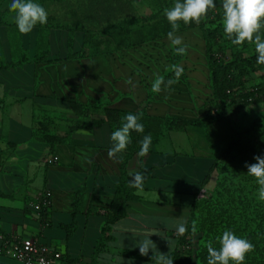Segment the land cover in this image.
I'll return each mask as SVG.
<instances>
[{"label":"crops","instance_id":"0c3cea01","mask_svg":"<svg viewBox=\"0 0 264 264\" xmlns=\"http://www.w3.org/2000/svg\"><path fill=\"white\" fill-rule=\"evenodd\" d=\"M125 1L132 9L150 3ZM10 3L5 0L1 10L9 9ZM13 17V12L8 13L6 24L0 25V64H14L0 68V247L32 237L61 253L54 264H152L133 254L139 253L136 241L153 232L149 238L156 250L148 253L172 252L180 236L175 233V222L189 220L196 193L212 165L214 147L231 135L227 121L211 122L209 107H205L212 89L200 28L176 31L182 41L179 46L185 50L175 63L152 58V51H159L161 44L173 45L167 35L154 40H160V45L144 46L142 39L133 41L120 28L101 35H118L117 42L107 44L93 35L84 55L68 57L82 50L83 30L36 25L21 34ZM128 42L136 43L131 47ZM37 56L46 61L36 62ZM174 66L183 68L179 81L153 92L156 78L165 82L175 78ZM70 102L99 103L125 116L145 106L150 116L205 124L171 130L152 140L145 157L136 152L128 159V175L145 172L148 177L143 189L134 192L138 198L127 202L126 215L111 225L112 239L97 253L95 245L105 218L101 209L113 198L126 151L109 158L112 131L107 123L90 125L89 118L66 143L50 145L34 139L36 122L41 119H48L51 131L59 133L66 131L68 121L79 119ZM145 135L149 134H140L139 145ZM52 156L57 160L46 163ZM46 191L51 193L50 202L43 205ZM42 206H49L43 223L39 218ZM72 223L67 235L65 227ZM0 264L23 263L2 252Z\"/></svg>","mask_w":264,"mask_h":264},{"label":"trees","instance_id":"16d2710c","mask_svg":"<svg viewBox=\"0 0 264 264\" xmlns=\"http://www.w3.org/2000/svg\"><path fill=\"white\" fill-rule=\"evenodd\" d=\"M4 1L0 0V25L6 24V15L11 13L9 9L1 10ZM48 1L68 3V0H34L42 6ZM80 2L86 9V21L107 22L105 29L120 28L127 36L129 27L142 25L157 18V14L131 16L127 19L120 18L130 9L125 0H80ZM214 3L216 7L209 9L199 24L195 23L188 27L198 26L205 43L204 55L212 89V97L205 103V107H209L211 122L227 121L231 129V135L214 147L212 165L203 179L191 206L188 230L184 235L178 237L176 249L167 255L173 258V264H207L206 243L212 241L213 246L219 248L216 237L221 236L225 230H231L236 236L247 239L254 245V250L245 255L244 264H264V201L258 198L259 185L256 178L247 173L246 166L239 172L240 176L237 173L236 175H229L223 169L226 163L233 162L236 154H239L237 159L241 161V164H245V162L248 164L255 163L254 156H264V116L254 120L250 127L242 130L232 129L229 121L231 113H236L241 108L260 102L263 99L264 86L263 84H253L254 80L251 73L257 69H264V65L256 63L257 53L255 52L254 43L248 41L241 45L231 43L223 31L222 0H214ZM51 19L52 15L49 14L45 24L37 23V25L64 28L70 31L75 29L84 31L82 50L79 54H69L68 57L84 55L85 46L92 40V33L87 29L78 27L77 24L73 26L52 24ZM259 34L264 38V28L261 29ZM158 36L155 34L153 36L154 40ZM126 39L128 38L126 37ZM133 43L128 42L126 45L132 47ZM69 45L71 46L70 41ZM175 57L174 62H178L182 54L178 53ZM34 60L36 62L46 61L43 56H37ZM13 65L0 64V68ZM152 94V92L149 93L145 105L149 103ZM70 107L79 119L68 121L65 132H52L50 121L41 119L36 122L37 127L33 131L34 139L47 142L50 145L66 143L75 129L85 125V118L90 119V125L107 123L112 132L121 127L124 122L122 119L125 116L123 111L104 107L99 103L81 104L70 102ZM136 114H140L139 122L143 124L144 130L140 133L135 131L130 133L131 142L125 149L126 155L121 162L120 178L115 185L113 198L107 207L101 209L105 218L95 245V253L99 252L105 246V243L112 239L111 225L126 215L127 202L138 198L134 193L137 188L129 187L128 182L132 177L126 171V164L133 154L139 152L140 134H149L153 142H156L171 130H184L187 126L205 127L201 120H187L174 116H150L146 113L145 106L138 109ZM213 172L217 174L215 184L212 190L208 192L206 185ZM143 173L145 180L148 174ZM202 189H205V195L198 197V193ZM48 210L49 206H42L39 211V218L42 223L46 219ZM93 210L94 208H90V212ZM75 213L74 203L72 214ZM192 221H196L197 232H201L196 248H194L191 232ZM72 228L73 223L65 227L67 235H69ZM133 255L152 264H157L158 254L148 253L142 256L140 253H134ZM230 264H232L231 261Z\"/></svg>","mask_w":264,"mask_h":264},{"label":"clouds","instance_id":"9594fccd","mask_svg":"<svg viewBox=\"0 0 264 264\" xmlns=\"http://www.w3.org/2000/svg\"><path fill=\"white\" fill-rule=\"evenodd\" d=\"M8 7L9 11L14 13V23L21 34L31 32L37 23L45 24L47 22L48 12L34 0H11ZM215 7L214 0H176L172 7L164 9V15L172 28V31L167 33V37L173 45L177 46L178 53H183L185 49L179 47L182 41L175 35L179 27L177 22L199 24L209 9ZM221 7L223 31L227 38L234 45H241L245 41L254 43L257 53L256 63L264 65V38L259 34L264 28V0H222ZM173 71L174 79L165 82L162 77L156 78L152 83V91L159 92L162 90V85L168 88L177 83L183 73V68L174 66ZM122 119L124 122L121 127L110 135L113 146L107 152L109 158H116L118 153L126 149L131 142L130 133L132 131L140 133L144 130L143 124L139 122L140 114L129 113ZM151 143V135H145L140 141L137 156L145 157ZM120 159L122 160V157ZM254 160L256 162L251 164L245 162V166L247 173L256 178L259 185L258 198L264 201V156H254ZM129 175L132 177L128 182L129 187L142 190L144 173L130 172ZM174 227L175 233L182 236L188 230V221L178 220ZM191 232L194 236L197 233L196 221L191 223ZM152 234L154 233L149 232L144 240L136 241L142 256L147 255L149 249L156 250L154 241L149 238ZM216 240L219 243V248L214 247L212 241H208L205 245L208 253L207 264H230V261L232 264H244L245 255L254 250V245L250 241L236 236L231 230H225L221 236L216 237ZM157 264H173V258L158 252Z\"/></svg>","mask_w":264,"mask_h":264},{"label":"rangeland","instance_id":"374dc122","mask_svg":"<svg viewBox=\"0 0 264 264\" xmlns=\"http://www.w3.org/2000/svg\"><path fill=\"white\" fill-rule=\"evenodd\" d=\"M150 3L143 4L139 6L137 9H132L129 6V11L120 18H129L131 16H148L157 14V18L152 21H147L143 23L142 25H137V28H131L128 31V35L134 39H142L141 43L145 44L144 46H152V45H160V40L154 41L153 36L155 34L157 35H167L169 31H172L171 25L167 21L165 15H164V9L170 8L174 5L176 0H148ZM68 3L62 4V3H56V2H45L44 8L48 12V15H52L51 23L52 24H61V25H70L73 26L77 24L78 27L82 29H87L92 35H98L100 41L104 39V42L109 44L110 42L114 41L117 42L118 35H110L108 37H102L101 35H106V33L110 29H105V26L107 22H99V21H86L87 19V13L84 5L80 2V0H68ZM179 27L178 30H182V28L188 27L190 25L195 24V22H190L188 24H185L183 21L177 22ZM113 29V28H112ZM111 29V30H112ZM177 30V31H178ZM113 32V31H112ZM116 32V31H114ZM158 39V38H157ZM160 39V38H159ZM154 41V42H152ZM102 41V43H104ZM162 46H159V51L154 50L152 58L155 61H170L171 63H175V55L178 54L176 51L177 46L172 45L168 46L167 44H161ZM146 49L147 51L153 50ZM181 47V46H179ZM157 48V47H156ZM253 77V84H263L264 86V69H257L255 71H252L251 73ZM264 116V97L260 102L251 104L249 106L241 108V110L237 111L236 113H231L229 116V121L231 124L232 129L242 130L245 128H248L252 125L254 120L260 119ZM239 157V154L235 155V159L233 162H228L224 165L223 169L229 174L233 175L236 173L238 176L241 174L239 173L243 168L245 167V164H241V161H239L237 158ZM216 172H213L209 182L206 185V189L208 192H210L215 184L216 179ZM236 177V176H235ZM201 236V232H197L195 236L193 235V242H194V248H196V243L198 241V238Z\"/></svg>","mask_w":264,"mask_h":264},{"label":"built area","instance_id":"2783aa9c","mask_svg":"<svg viewBox=\"0 0 264 264\" xmlns=\"http://www.w3.org/2000/svg\"><path fill=\"white\" fill-rule=\"evenodd\" d=\"M57 160V156H52L46 159V163H53ZM205 190L202 189L198 193V197H203ZM43 205L50 202L51 193L46 191L42 195ZM5 252L13 255L23 264H54L60 258L61 253L51 248L48 244H42L32 237L23 238L16 242L13 246L0 247V253Z\"/></svg>","mask_w":264,"mask_h":264}]
</instances>
